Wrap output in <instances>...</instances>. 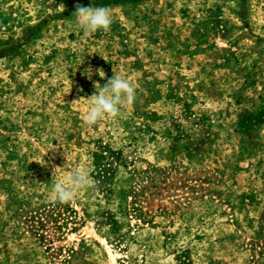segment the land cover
Returning <instances> with one entry per match:
<instances>
[{
    "label": "rangeland",
    "instance_id": "obj_1",
    "mask_svg": "<svg viewBox=\"0 0 264 264\" xmlns=\"http://www.w3.org/2000/svg\"><path fill=\"white\" fill-rule=\"evenodd\" d=\"M66 159L93 186L50 203ZM0 264H264V0H0Z\"/></svg>",
    "mask_w": 264,
    "mask_h": 264
},
{
    "label": "clouds",
    "instance_id": "obj_2",
    "mask_svg": "<svg viewBox=\"0 0 264 264\" xmlns=\"http://www.w3.org/2000/svg\"><path fill=\"white\" fill-rule=\"evenodd\" d=\"M59 6L65 9L63 4ZM73 16L85 34H94L100 30L106 32L110 30L113 23L111 9L104 6L76 4ZM95 71L102 79L105 78L103 69L97 68ZM83 74L91 79L93 75L91 66L86 68ZM93 87L95 92L88 96V103L83 113V123L87 126L96 125L108 118H118L121 115V109L134 104L137 99L136 88L132 82L114 70L113 76L107 79L106 83L101 85L99 82H94ZM83 98L74 100L71 104H76ZM56 168L64 169L66 172L59 179H54L53 171V183L48 197L50 203H71L81 191L93 186L94 182L87 170L77 164L67 160L63 167Z\"/></svg>",
    "mask_w": 264,
    "mask_h": 264
}]
</instances>
